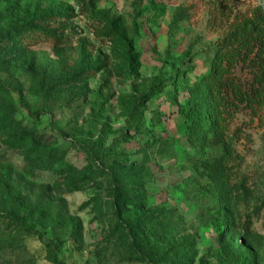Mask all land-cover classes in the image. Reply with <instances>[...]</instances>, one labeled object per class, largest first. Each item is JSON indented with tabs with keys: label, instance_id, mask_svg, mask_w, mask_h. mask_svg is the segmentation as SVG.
<instances>
[{
	"label": "rangeland",
	"instance_id": "374dc122",
	"mask_svg": "<svg viewBox=\"0 0 264 264\" xmlns=\"http://www.w3.org/2000/svg\"><path fill=\"white\" fill-rule=\"evenodd\" d=\"M259 3L0 0V264H264V110L204 84Z\"/></svg>",
	"mask_w": 264,
	"mask_h": 264
},
{
	"label": "trees",
	"instance_id": "16d2710c",
	"mask_svg": "<svg viewBox=\"0 0 264 264\" xmlns=\"http://www.w3.org/2000/svg\"><path fill=\"white\" fill-rule=\"evenodd\" d=\"M204 84L221 122L229 123L244 111L258 115L264 110V0H260L251 15L237 18L219 41L215 60ZM0 92L10 94L15 104H21L22 93L1 77ZM43 115H46L44 111L29 114L34 121ZM52 245L59 246V243L53 242ZM158 246L159 256L155 259L148 257L147 263L176 264L171 257L179 258V247L174 253L170 242L164 241Z\"/></svg>",
	"mask_w": 264,
	"mask_h": 264
},
{
	"label": "built area",
	"instance_id": "2783aa9c",
	"mask_svg": "<svg viewBox=\"0 0 264 264\" xmlns=\"http://www.w3.org/2000/svg\"><path fill=\"white\" fill-rule=\"evenodd\" d=\"M243 2H245L246 0H242Z\"/></svg>",
	"mask_w": 264,
	"mask_h": 264
}]
</instances>
